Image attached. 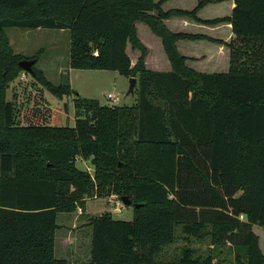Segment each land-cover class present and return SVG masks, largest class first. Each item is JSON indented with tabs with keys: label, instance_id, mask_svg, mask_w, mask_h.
<instances>
[{
	"label": "trees",
	"instance_id": "obj_1",
	"mask_svg": "<svg viewBox=\"0 0 264 264\" xmlns=\"http://www.w3.org/2000/svg\"><path fill=\"white\" fill-rule=\"evenodd\" d=\"M165 1L0 0V264H67L54 257L56 217L90 194L139 205L131 221L109 213L90 220V264H211L188 250L155 260L177 226L197 240L213 233L241 252V264H264L252 231L264 227V0H233L229 17L211 21L196 17L205 1L164 13ZM171 16L230 23L229 71L187 68L175 43L203 37L171 33L163 24ZM136 22L160 38L171 72L145 69ZM12 27L68 30L69 68L137 76L135 107L80 98L33 66L52 96H75L74 126L37 107L19 119L6 100L22 71L4 34ZM127 44L140 53L132 68ZM78 158L90 161L92 178Z\"/></svg>",
	"mask_w": 264,
	"mask_h": 264
},
{
	"label": "rangeland",
	"instance_id": "obj_2",
	"mask_svg": "<svg viewBox=\"0 0 264 264\" xmlns=\"http://www.w3.org/2000/svg\"><path fill=\"white\" fill-rule=\"evenodd\" d=\"M213 14H223L225 5L212 8ZM217 14V15H216ZM4 34L13 53L21 59H32L36 72H41L44 78L54 86L69 85L73 93L80 98L95 100L102 106H119L133 108L137 99V82L133 96L126 95L129 78L114 71L74 70L69 68V39L68 30L53 29H22L6 28ZM113 99H108L107 95ZM75 96L73 94L58 99L52 96L40 83L38 78L21 71L6 90V100L13 103L18 111V118L25 110L32 107L46 110L53 115L61 127L74 124L76 111L73 107ZM76 167L93 177L94 169L89 160L78 158ZM89 201H74L73 210L62 211L57 214L58 226L54 236V257L68 259L67 264H90L91 227L90 220L96 216L109 213L114 220L131 221L133 208L124 206L119 196L108 195L100 198L90 194ZM83 203L85 209L79 204ZM79 205V206H78ZM64 206V204H63ZM210 230V228H208ZM253 232L259 235L258 246L264 254V228L253 227ZM65 235L68 247L64 248L61 237ZM188 250L192 258L203 260L209 258L211 264H241L238 254L241 252L230 247L229 244L217 239L213 233L202 240L186 237L180 226L175 227L174 240L164 246L155 260L161 262L177 261L183 251ZM243 263H245L243 261Z\"/></svg>",
	"mask_w": 264,
	"mask_h": 264
},
{
	"label": "crops",
	"instance_id": "obj_3",
	"mask_svg": "<svg viewBox=\"0 0 264 264\" xmlns=\"http://www.w3.org/2000/svg\"><path fill=\"white\" fill-rule=\"evenodd\" d=\"M154 1L158 2L159 0ZM198 1H205L204 6L196 13V17L201 21L229 17L234 7L233 0H167L161 4L160 8L164 13L169 11L189 12L197 6ZM220 5H225V11L223 14L215 16L212 8ZM150 14L155 15V12ZM163 24L173 34L203 37L197 40L182 39L175 43L177 52L186 59L185 66L187 68L200 74H225L229 71L230 51L227 44L234 38L230 23L222 22L208 25L197 22L189 17L171 16L164 19ZM134 26L137 38L146 49V56L144 58L145 69L155 73L171 72V65L164 52L160 38L155 36L141 22H136ZM125 51L132 68L136 64L140 53L137 50H133L129 44L126 45ZM73 126L74 124L71 127ZM84 201L89 200L85 198ZM254 226L256 225L252 226V231ZM255 235L258 237V241H260L259 235ZM61 240L64 242L62 247L67 248L69 238L63 235ZM61 260H65L68 263V259Z\"/></svg>",
	"mask_w": 264,
	"mask_h": 264
},
{
	"label": "water",
	"instance_id": "obj_4",
	"mask_svg": "<svg viewBox=\"0 0 264 264\" xmlns=\"http://www.w3.org/2000/svg\"><path fill=\"white\" fill-rule=\"evenodd\" d=\"M36 60L35 59H22L18 62L19 68L23 71L28 73L29 75L33 76L35 74V71L33 69V66L35 65ZM136 79L131 77L129 78V86H128V91L126 95L133 96L134 95V89L136 87ZM120 201L124 206H131L134 208H138V204H133L132 201L127 197L123 196L120 197Z\"/></svg>",
	"mask_w": 264,
	"mask_h": 264
},
{
	"label": "built area",
	"instance_id": "obj_5",
	"mask_svg": "<svg viewBox=\"0 0 264 264\" xmlns=\"http://www.w3.org/2000/svg\"><path fill=\"white\" fill-rule=\"evenodd\" d=\"M94 55H95V53H94ZM107 98H108V99H113V96L109 94V95H107ZM239 219H240V220H243L244 218H243V216L241 215V216H239Z\"/></svg>",
	"mask_w": 264,
	"mask_h": 264
}]
</instances>
